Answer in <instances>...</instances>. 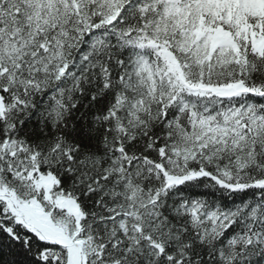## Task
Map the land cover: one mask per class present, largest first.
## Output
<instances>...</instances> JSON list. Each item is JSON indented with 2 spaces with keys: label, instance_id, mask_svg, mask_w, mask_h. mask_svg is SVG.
<instances>
[{
  "label": "snow or ice",
  "instance_id": "obj_1",
  "mask_svg": "<svg viewBox=\"0 0 264 264\" xmlns=\"http://www.w3.org/2000/svg\"><path fill=\"white\" fill-rule=\"evenodd\" d=\"M0 264H264V0H0Z\"/></svg>",
  "mask_w": 264,
  "mask_h": 264
}]
</instances>
